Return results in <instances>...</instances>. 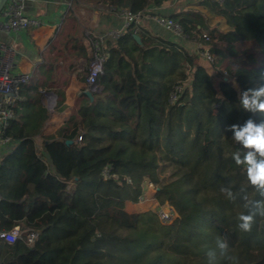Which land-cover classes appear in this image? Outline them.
<instances>
[{
	"label": "trees",
	"instance_id": "trees-1",
	"mask_svg": "<svg viewBox=\"0 0 264 264\" xmlns=\"http://www.w3.org/2000/svg\"><path fill=\"white\" fill-rule=\"evenodd\" d=\"M86 1L144 17L181 0ZM202 4L229 30L210 27L194 9L152 15L177 22L190 41L207 32L213 74L198 55L142 24L106 45L96 90L76 97L67 122L45 135L50 115L43 92L54 93L55 110L64 111L74 62L90 60L94 43L79 35L75 17L69 19L48 52L54 57H44L21 85L26 99L14 105L7 130L12 142L0 153V231H20L13 244L0 239V264H206L204 246L217 236L227 238L239 264H264V217H255L251 232L237 226V217L260 197L232 159L237 148L228 131L250 118L264 121L239 107L230 82L243 91L264 83V0ZM32 137L43 140L42 156ZM106 166L118 180H103ZM146 181L158 205L175 209L172 224H161L154 210L127 212L126 203L139 202ZM225 186L237 194L235 203L221 192ZM241 190L248 201L239 199ZM30 233L38 234L33 246Z\"/></svg>",
	"mask_w": 264,
	"mask_h": 264
},
{
	"label": "crops",
	"instance_id": "crops-1",
	"mask_svg": "<svg viewBox=\"0 0 264 264\" xmlns=\"http://www.w3.org/2000/svg\"><path fill=\"white\" fill-rule=\"evenodd\" d=\"M177 0H174V3ZM85 6L87 8H85ZM194 9L203 13L207 17L210 27H217L222 31H228L226 21L214 14L208 6L202 4V0H181L175 5H169L162 9H149L146 11L142 24L148 26L153 35L164 40L182 45L190 54L198 55L197 44L186 38L176 37L172 32L163 28L155 20L159 14L166 16L175 11L183 9ZM25 13L29 16L39 18L43 21L40 28H32L20 33L0 36V43L7 47V53L13 58L15 73H29L34 75L37 67L44 62V57L52 58L53 54H48L50 48L57 42L62 30L66 29L71 17H75L79 22V35L92 37L95 41L98 37H106V45L114 43L107 37L111 30H121L123 17L122 12H114L105 5L89 4L86 0H28L25 5ZM94 44V43H93ZM93 44L88 47V60L85 57L74 62L71 79L66 88V109L61 112L55 110L57 97L52 92L44 91V107L50 117L44 127V134L51 135L63 126L69 119L74 107L75 98L82 93L94 92L86 82L81 80V74L90 68L93 58ZM199 56V55H198ZM54 57V56H53ZM204 65L203 60L199 57ZM205 66V65H204ZM33 77V76H32ZM91 90V91H90ZM21 96V101H25ZM37 146H42L43 140L38 138L35 141ZM40 142V143H39ZM153 199L145 203H126V210L129 213H142L147 211L154 203Z\"/></svg>",
	"mask_w": 264,
	"mask_h": 264
},
{
	"label": "built area",
	"instance_id": "built-area-1",
	"mask_svg": "<svg viewBox=\"0 0 264 264\" xmlns=\"http://www.w3.org/2000/svg\"><path fill=\"white\" fill-rule=\"evenodd\" d=\"M28 0H8L4 9L0 14V36L10 35L12 33H20L32 28H40L43 26V21L39 18L29 16L25 13V5ZM215 0H211L213 3ZM123 23L121 30H111L108 32L107 37L113 41L119 39L126 30L131 28H138L142 25L144 17L141 14H135L131 11H122ZM155 20L166 30L172 32L176 37L183 38V33L180 25L174 20L167 17H156ZM106 37H98L93 44V58L90 63L89 74L87 77V84L90 89L96 90V83L98 77L103 73V65L108 58L105 50ZM210 41V37L207 32L202 33L199 40L196 41L199 57L203 60L205 66H210L215 62V58L211 55L208 49L205 48L206 43ZM32 74L29 73H15L13 58L8 55L7 47L0 43V152L7 148L11 144V139L7 136V130L10 124L15 120L14 105L21 99L20 87L23 84L28 83ZM224 77L228 78L227 73H224ZM233 87V86H232ZM234 88V87H233ZM90 90V91H91ZM239 97V92L234 88ZM180 91L177 88L172 95L171 100H176V93ZM239 91H243L239 87ZM34 141H37V137H32ZM82 141V136L78 137V142ZM236 144V143H235ZM237 151H243L239 144H236ZM104 181L118 180L119 175L114 173L111 167L106 166L101 173ZM131 183V180H127ZM149 191L152 192L149 194ZM156 189L154 186L146 181L144 186V193L139 198L138 203H145L147 200L154 198ZM153 204L150 207L155 211L159 221L163 225L172 224L178 215L175 209L168 205H158L155 198ZM20 237V231L18 228L12 231H0V239L4 240L8 244H13ZM38 239L37 233H30L27 237V243L29 246H33Z\"/></svg>",
	"mask_w": 264,
	"mask_h": 264
},
{
	"label": "clouds",
	"instance_id": "clouds-1",
	"mask_svg": "<svg viewBox=\"0 0 264 264\" xmlns=\"http://www.w3.org/2000/svg\"><path fill=\"white\" fill-rule=\"evenodd\" d=\"M231 83L239 92V107L242 110L253 115H264V83L244 91H239L235 80ZM228 131L233 133V141L243 149L235 152L232 159L238 167H243L248 185L260 197L252 203L248 214L242 213L237 217L239 230L248 233L252 230L255 217H264V121L257 123L250 118L242 126L231 125ZM221 192L230 202L235 203L238 199L229 186L221 188ZM239 199L248 201V195L241 190ZM204 247L206 264H221V261L223 264H239V258L232 254L226 237L217 236L211 244Z\"/></svg>",
	"mask_w": 264,
	"mask_h": 264
},
{
	"label": "rangeland",
	"instance_id": "rangeland-1",
	"mask_svg": "<svg viewBox=\"0 0 264 264\" xmlns=\"http://www.w3.org/2000/svg\"><path fill=\"white\" fill-rule=\"evenodd\" d=\"M174 1V0H173ZM85 8H87L86 6H85ZM205 65V64H204ZM205 68L208 70V72L210 73V74H213L214 72H213V70L210 68V66H205ZM38 141V140H37ZM40 143V142H39ZM38 147V149H39V154L42 156V152H41V144H40V146H37ZM1 153V152H0ZM70 187H72V186H70ZM152 192H150L149 191V194H151ZM139 204H142V203H139ZM152 206V205H151ZM150 206V207H151ZM148 210H152L151 208H149ZM147 210V211H148ZM146 212V211H145Z\"/></svg>",
	"mask_w": 264,
	"mask_h": 264
},
{
	"label": "water",
	"instance_id": "water-1",
	"mask_svg": "<svg viewBox=\"0 0 264 264\" xmlns=\"http://www.w3.org/2000/svg\"><path fill=\"white\" fill-rule=\"evenodd\" d=\"M7 1L8 0H0V14H1L2 10L4 9L5 5L7 4ZM136 39H137V37H136ZM225 80L228 81L229 79L228 78H225ZM231 81H233V80H230V82ZM87 95L88 96H91V92H87Z\"/></svg>",
	"mask_w": 264,
	"mask_h": 264
}]
</instances>
